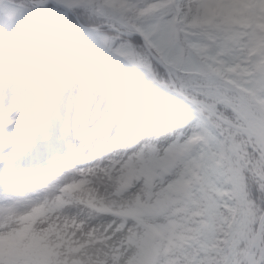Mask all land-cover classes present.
Here are the masks:
<instances>
[{
  "label": "snow or ice",
  "instance_id": "obj_1",
  "mask_svg": "<svg viewBox=\"0 0 264 264\" xmlns=\"http://www.w3.org/2000/svg\"><path fill=\"white\" fill-rule=\"evenodd\" d=\"M4 35L59 78L0 71V264H264V0H0Z\"/></svg>",
  "mask_w": 264,
  "mask_h": 264
},
{
  "label": "rangeland",
  "instance_id": "obj_2",
  "mask_svg": "<svg viewBox=\"0 0 264 264\" xmlns=\"http://www.w3.org/2000/svg\"><path fill=\"white\" fill-rule=\"evenodd\" d=\"M103 3L115 10L122 0H104ZM0 69L14 77L30 79L36 84L37 90L52 89L58 85L57 70L48 68L43 55L36 50L29 51L19 36L0 37Z\"/></svg>",
  "mask_w": 264,
  "mask_h": 264
},
{
  "label": "trees",
  "instance_id": "obj_3",
  "mask_svg": "<svg viewBox=\"0 0 264 264\" xmlns=\"http://www.w3.org/2000/svg\"><path fill=\"white\" fill-rule=\"evenodd\" d=\"M103 1L104 0H99V3L102 4V5H104ZM98 14H101L102 15L103 14L102 10H98ZM82 18L84 19V22L85 23H90L91 22V21L88 20L87 17H82Z\"/></svg>",
  "mask_w": 264,
  "mask_h": 264
},
{
  "label": "bare ground",
  "instance_id": "obj_4",
  "mask_svg": "<svg viewBox=\"0 0 264 264\" xmlns=\"http://www.w3.org/2000/svg\"><path fill=\"white\" fill-rule=\"evenodd\" d=\"M0 71H1V69H0ZM4 72H5V71H4ZM6 72H7L8 74H10L11 76H13V74L9 73L8 71H6ZM57 87H58V85H55V86L52 87V89L55 90Z\"/></svg>",
  "mask_w": 264,
  "mask_h": 264
}]
</instances>
